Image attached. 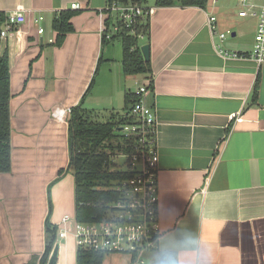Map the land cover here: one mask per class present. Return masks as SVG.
<instances>
[{"label":"crops","instance_id":"0c3cea01","mask_svg":"<svg viewBox=\"0 0 264 264\" xmlns=\"http://www.w3.org/2000/svg\"><path fill=\"white\" fill-rule=\"evenodd\" d=\"M106 5L0 0V13L20 10L27 17L1 45L10 58L12 169L0 174V264L35 257L41 264L47 221L58 229L63 217L77 218L71 110L82 105L98 121V108L125 107L126 94L151 81L144 99L157 122L161 239L196 240L195 248L180 251L181 264H264V64L226 59L217 50L250 54L257 21L239 17L238 0H209L206 8L144 3L154 9L149 38L141 39L150 46L152 77L126 76L118 40L103 42ZM66 10L78 12L74 31L56 46L53 21ZM211 17L217 18L216 36ZM228 30L232 35L222 42L219 34ZM55 110L64 117H54ZM56 244L58 264H77L73 236H57ZM155 250L146 254L147 264ZM131 263L129 255L103 260Z\"/></svg>","mask_w":264,"mask_h":264},{"label":"built area","instance_id":"2783aa9c","mask_svg":"<svg viewBox=\"0 0 264 264\" xmlns=\"http://www.w3.org/2000/svg\"><path fill=\"white\" fill-rule=\"evenodd\" d=\"M241 9L240 18H251L257 21V30L254 45L250 54L230 52L218 45L217 50L221 56L229 58H250L259 66L264 64V0H238ZM73 4L72 8L78 9ZM106 24L103 26V38L113 41L125 29H132L141 18H150L154 9L139 6L106 5ZM110 19V20H109ZM43 16L35 20L39 24ZM109 20V24L108 21ZM27 17L23 11L15 10L4 13V23L1 30V40L14 34V30L24 24ZM208 26L212 33L217 34V18L211 17ZM45 29L39 27L38 34L43 35ZM232 31L219 34L223 42ZM144 36H141L143 39ZM149 86H140L135 94L139 96L132 108V115L136 123L121 127L126 139L135 138L137 144L132 153L120 154L114 158L125 159L123 164L116 162V166L134 173L127 180L116 182L113 190L120 194V199L107 207L102 219L92 222H80L77 218L65 216L62 218L57 230L60 240L73 236L78 250H89L104 255H129L131 264H147L146 254L157 249L161 239V226L159 221V154L156 150V114L155 109L146 104L144 96ZM56 118H63L65 111L55 110ZM241 120V119H239Z\"/></svg>","mask_w":264,"mask_h":264},{"label":"trees","instance_id":"16d2710c","mask_svg":"<svg viewBox=\"0 0 264 264\" xmlns=\"http://www.w3.org/2000/svg\"><path fill=\"white\" fill-rule=\"evenodd\" d=\"M146 0H107V5L143 6ZM209 0H157L159 7L183 6L206 8ZM78 12L72 10L61 11L53 21V30L57 32L56 46H61L69 33L74 31L71 20ZM110 20V19H109ZM107 21L108 24L110 23ZM149 18L139 19L132 29H125L114 40H120L123 48V71L126 76L145 75L152 77L151 61H146L141 36L149 38ZM4 23V14L0 13V174L9 173L12 169L11 144V75L10 58L8 51L2 52L1 30ZM104 44L109 41L103 38ZM113 40V41H114ZM153 88V81L150 82ZM256 97V94H255ZM135 92H128L125 96L123 114L110 115L106 122L93 119L82 105L75 107L69 117L70 163L69 170L76 179L77 220L92 222L102 219L109 204L120 199V194L113 190L116 182L124 181L133 176L124 168L116 166L114 158L122 154H130L135 150L137 140L126 139L121 127L136 123L132 115L133 106L139 102ZM65 171L60 172V177ZM57 228L47 221V249L41 259V264H47L54 250L57 240ZM106 255L89 250H78L77 264H103ZM35 257L28 264H37Z\"/></svg>","mask_w":264,"mask_h":264},{"label":"clouds","instance_id":"9594fccd","mask_svg":"<svg viewBox=\"0 0 264 264\" xmlns=\"http://www.w3.org/2000/svg\"><path fill=\"white\" fill-rule=\"evenodd\" d=\"M195 247L196 240L190 236L178 240L169 237L162 238L151 258V264H181L180 251Z\"/></svg>","mask_w":264,"mask_h":264},{"label":"rangeland","instance_id":"374dc122","mask_svg":"<svg viewBox=\"0 0 264 264\" xmlns=\"http://www.w3.org/2000/svg\"><path fill=\"white\" fill-rule=\"evenodd\" d=\"M156 2V0H146V2H145V5L147 4V5H154V3ZM144 5V6H145ZM245 22H248V21H245ZM252 24L253 23H247L246 25H245V30H246V32H248L249 33V29L251 28V26H252ZM144 41L143 40H141V42H140V45L143 47L144 46ZM115 44H116V48H117V50H120V52H122L123 53V48H122V43L118 40V41H116L115 42ZM141 85H139L137 88H139ZM98 109H100L101 110V112H102V114H101V116H99V122H106L107 120H108V118H109V116L112 114H123L124 113V106L122 107V108H120L119 110H117V109H115V110H113V112L111 111V110H107V111H105V110H103V108L102 107H100V108H98ZM101 112H99V113H101ZM106 117V118H105ZM125 161V159H122V158H116V162L119 164V162H121V164H123V162ZM123 168H124V166H123ZM114 255V254H113Z\"/></svg>","mask_w":264,"mask_h":264},{"label":"water","instance_id":"95a60500","mask_svg":"<svg viewBox=\"0 0 264 264\" xmlns=\"http://www.w3.org/2000/svg\"><path fill=\"white\" fill-rule=\"evenodd\" d=\"M142 53L145 58V60L151 61V51H150V46L149 45H144L142 47ZM59 250H60V245L56 244L54 247V250L50 256L49 263L48 264H58V259H59Z\"/></svg>","mask_w":264,"mask_h":264}]
</instances>
